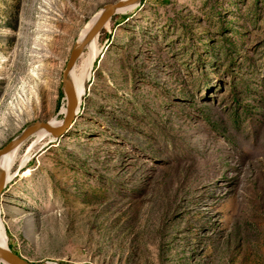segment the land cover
I'll return each mask as SVG.
<instances>
[{"label": "rangeland", "instance_id": "374dc122", "mask_svg": "<svg viewBox=\"0 0 264 264\" xmlns=\"http://www.w3.org/2000/svg\"><path fill=\"white\" fill-rule=\"evenodd\" d=\"M115 1L0 0V149L63 119L71 50ZM98 35L76 63L74 123L4 187L10 248L34 263L264 264V0H144Z\"/></svg>", "mask_w": 264, "mask_h": 264}, {"label": "water", "instance_id": "95a60500", "mask_svg": "<svg viewBox=\"0 0 264 264\" xmlns=\"http://www.w3.org/2000/svg\"><path fill=\"white\" fill-rule=\"evenodd\" d=\"M141 1L142 0H117L104 5L99 18L94 23V25L89 29L82 39L77 40L74 44L64 69L62 90L66 95L67 108L62 124L60 126H54L47 121H35L29 124L19 135L11 139L4 147L0 149V161L1 157L5 153L20 146L26 139L42 128L49 130L56 137H61L64 133H66V131H68L77 117L81 104V97L78 96V91L72 78V70L76 66L77 60L81 57L92 40H94L96 35L100 33L102 28L106 26V24L115 14H117L118 10L127 6H139ZM6 175V171L2 168L0 162V201L4 192V187L6 185ZM0 260H4L9 264H49L50 262L41 261L34 263L26 259L22 254L15 252L11 248L2 246H0Z\"/></svg>", "mask_w": 264, "mask_h": 264}, {"label": "bare ground", "instance_id": "6f19581e", "mask_svg": "<svg viewBox=\"0 0 264 264\" xmlns=\"http://www.w3.org/2000/svg\"><path fill=\"white\" fill-rule=\"evenodd\" d=\"M137 6H127L124 8H121L120 10H118V14L119 13H128L132 10H134ZM102 10L98 11L95 16L88 22V24L85 26V28L82 30V33L79 35L78 40L82 39L84 37V35L89 31V29L94 25V23L97 21V19L99 18L100 14H101ZM108 25V23L106 24V26ZM98 36L96 35V37L94 38V40H92V42L88 45L87 48H90L92 53L89 57V59H87V61H92L95 59V57L97 56L98 53ZM89 64V62H88ZM87 62H85L83 64V66L81 67L82 69L80 71H78L77 66L74 67V69L72 70V78L73 81L75 83L76 89L78 91V96L81 97V104L83 101V98L85 97V94H87V80H88V75H86L87 73ZM39 69L38 65H32V67L29 69V76L32 78H38V74H37V70ZM28 84V82H25ZM27 93V96L25 95H21L22 98H24V100L28 99V91L24 90ZM24 96V97H23ZM80 104V105H81ZM25 109L29 108L28 103L26 102L24 107L22 108V111ZM66 108L67 106H65L62 111L60 112L59 115L64 116L66 113ZM63 119H61V117L57 116L52 118L51 120L47 121L49 122L51 125L54 126H60L62 124ZM57 139L56 136L53 135L52 132H50L49 130L42 128L40 130H38L36 133H34L32 135V140L30 144H27V146L25 147V149L23 150V146H24V142L16 147L15 149L5 153L2 157H1V166L2 168L6 171V185H8L9 183H11L12 181H14L16 174L14 173V169L16 167V163L19 161L20 163V168H23L24 173H23V177L27 178L29 176H31V174H33L32 170L29 168V162L31 161V156H32V151L34 150V148L39 145V144H43V145H48L50 143L55 142ZM23 153V155H21V153ZM0 246L2 247H8L10 248V239H9V235L7 232V227L4 221V216H3V208L0 205ZM0 264H9L4 260H0ZM49 264H59V263H55V262H49Z\"/></svg>", "mask_w": 264, "mask_h": 264}, {"label": "trees", "instance_id": "16d2710c", "mask_svg": "<svg viewBox=\"0 0 264 264\" xmlns=\"http://www.w3.org/2000/svg\"><path fill=\"white\" fill-rule=\"evenodd\" d=\"M142 1H144V0H142ZM142 1H141V2H142ZM17 253H18V252H17Z\"/></svg>", "mask_w": 264, "mask_h": 264}]
</instances>
